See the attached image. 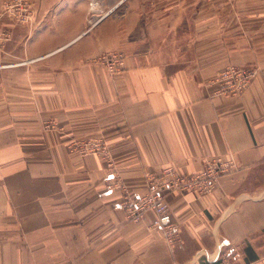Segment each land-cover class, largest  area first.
Masks as SVG:
<instances>
[{"label": "crops", "instance_id": "1", "mask_svg": "<svg viewBox=\"0 0 264 264\" xmlns=\"http://www.w3.org/2000/svg\"><path fill=\"white\" fill-rule=\"evenodd\" d=\"M8 23L0 264H264V0H123L120 16L57 35ZM107 51L124 56L114 76L91 61ZM230 66L254 78L218 95ZM94 140L103 153L72 142ZM217 156L237 168L211 194H166L176 244L154 213L127 219L121 202L149 176Z\"/></svg>", "mask_w": 264, "mask_h": 264}, {"label": "built area", "instance_id": "2", "mask_svg": "<svg viewBox=\"0 0 264 264\" xmlns=\"http://www.w3.org/2000/svg\"><path fill=\"white\" fill-rule=\"evenodd\" d=\"M97 57V61L107 69L111 76L119 73L123 68L122 53L107 52ZM253 78V71L230 66L214 78L218 86L216 94L237 95L250 84ZM236 168L237 164L234 159H225L220 156L206 160L203 169L192 174L182 175L168 168L160 174L149 176L146 192L139 197H125L121 206L127 219L134 223L142 221L147 213H154L156 220L153 228L159 230L162 239L172 246L178 242L179 228L173 222L166 194L195 192L200 195H209L215 189L219 179L231 174Z\"/></svg>", "mask_w": 264, "mask_h": 264}, {"label": "rangeland", "instance_id": "3", "mask_svg": "<svg viewBox=\"0 0 264 264\" xmlns=\"http://www.w3.org/2000/svg\"><path fill=\"white\" fill-rule=\"evenodd\" d=\"M122 1L123 0H0V20L2 24H9L8 22H11L14 25L16 23V25L19 26V28H17L19 29L18 32H24L25 26L29 27L32 24L39 28L42 26L45 28L49 22V33L51 35H57L59 32L67 31V26L72 22H82L86 30L93 27V22L100 19L102 16L103 18L101 20L113 16H120ZM41 11H43V13ZM43 23H45V25H42ZM5 24L0 29L1 43H4L10 37V29ZM107 52L110 53V51ZM107 52H102L100 55ZM97 58V56L91 58V61L100 64ZM72 142L78 144L80 148H78V152L83 156L92 151L94 152V150H100L103 153L104 145L100 140L92 141V146H90L91 144L88 141L86 143L83 141ZM90 149L92 151H90Z\"/></svg>", "mask_w": 264, "mask_h": 264}, {"label": "bare ground", "instance_id": "4", "mask_svg": "<svg viewBox=\"0 0 264 264\" xmlns=\"http://www.w3.org/2000/svg\"><path fill=\"white\" fill-rule=\"evenodd\" d=\"M103 17V16H102ZM102 18H100V19H97L95 22H93V24L92 25H95L96 23H98L100 20H101Z\"/></svg>", "mask_w": 264, "mask_h": 264}]
</instances>
